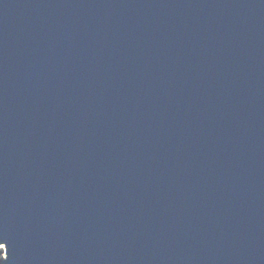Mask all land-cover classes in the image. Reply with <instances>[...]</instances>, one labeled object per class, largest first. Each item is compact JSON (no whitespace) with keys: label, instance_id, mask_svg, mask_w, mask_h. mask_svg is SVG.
Segmentation results:
<instances>
[{"label":"water","instance_id":"1","mask_svg":"<svg viewBox=\"0 0 264 264\" xmlns=\"http://www.w3.org/2000/svg\"><path fill=\"white\" fill-rule=\"evenodd\" d=\"M6 264H264V0H0Z\"/></svg>","mask_w":264,"mask_h":264},{"label":"snow or ice","instance_id":"2","mask_svg":"<svg viewBox=\"0 0 264 264\" xmlns=\"http://www.w3.org/2000/svg\"><path fill=\"white\" fill-rule=\"evenodd\" d=\"M6 246L5 243H0V248H4ZM6 259H0V264H6Z\"/></svg>","mask_w":264,"mask_h":264},{"label":"rangeland","instance_id":"3","mask_svg":"<svg viewBox=\"0 0 264 264\" xmlns=\"http://www.w3.org/2000/svg\"><path fill=\"white\" fill-rule=\"evenodd\" d=\"M2 257H3V249L0 248V258H2Z\"/></svg>","mask_w":264,"mask_h":264}]
</instances>
